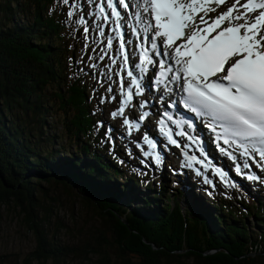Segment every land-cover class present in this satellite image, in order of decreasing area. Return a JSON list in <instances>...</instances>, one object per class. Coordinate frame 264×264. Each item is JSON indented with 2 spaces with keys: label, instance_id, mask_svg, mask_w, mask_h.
<instances>
[{
  "label": "trees",
  "instance_id": "trees-1",
  "mask_svg": "<svg viewBox=\"0 0 264 264\" xmlns=\"http://www.w3.org/2000/svg\"><path fill=\"white\" fill-rule=\"evenodd\" d=\"M65 27L60 0H0V209L23 216L36 238L35 250L17 264H61L68 253L44 236L37 199L47 190L41 183L60 178L102 222L97 244L69 249L76 257L100 264H264V200L219 195L204 211L190 203L185 209L186 196L178 190L171 198L166 179L143 196L142 207L122 200L138 188L137 169L119 167L124 154L117 149L109 157L99 144L85 82L68 71L73 47L64 41ZM136 182L155 192L140 177Z\"/></svg>",
  "mask_w": 264,
  "mask_h": 264
},
{
  "label": "snow or ice",
  "instance_id": "snow-or-ice-1",
  "mask_svg": "<svg viewBox=\"0 0 264 264\" xmlns=\"http://www.w3.org/2000/svg\"><path fill=\"white\" fill-rule=\"evenodd\" d=\"M68 8L69 21L83 27L86 41L96 40L99 53L97 67L107 59L103 76L108 97L118 107L109 115L121 122L127 134L139 132L149 111L137 115L134 106L148 107L145 88L153 84L160 95L157 105L168 110L161 113L157 125L169 145L181 148L174 138L188 141L181 149L183 166L210 168L199 137L183 130L195 127L192 120L173 118L171 109L182 107L200 117L215 134V141L228 147L219 150L234 163L236 172L253 166L264 171V0H60ZM87 9V10H86ZM91 18V23L89 22ZM95 36L90 37V33ZM134 38V39H133ZM87 47V45H86ZM96 52V48L93 49ZM151 73V75H149ZM115 77V79H113ZM99 78V76H98ZM113 85H116L114 90ZM143 96L141 101L137 97ZM179 101V104H178ZM135 102V105H134ZM104 127L103 121L98 125ZM112 131L105 128V134ZM138 139L148 145L156 165L162 163L157 142L146 133ZM200 156L190 155V150ZM221 180L228 176L221 168L212 169ZM247 179L264 183L260 176ZM205 182H208L205 177ZM230 186H235L231 184Z\"/></svg>",
  "mask_w": 264,
  "mask_h": 264
},
{
  "label": "rangeland",
  "instance_id": "rangeland-1",
  "mask_svg": "<svg viewBox=\"0 0 264 264\" xmlns=\"http://www.w3.org/2000/svg\"><path fill=\"white\" fill-rule=\"evenodd\" d=\"M60 7L61 12L63 13V21L66 26L64 28L66 30L64 32V41L69 45H75L77 47L79 53L74 57V64L77 65L81 71L83 70V72L87 73L92 79V82H89V86L92 87L94 93H97L96 102L97 104H100L99 113L101 116V121L104 123L103 129L105 130V128L108 126V123L113 121L108 117V113L113 108V106H111L109 101L105 105L101 104V95L105 97L106 95H109V93L105 91V88L108 85L106 83L100 82V78L103 73L102 70H100V67H104L108 61L106 59L103 61V63L99 64L95 68L89 67L90 65L95 64L97 61V54L99 52H93L92 48V46H97V42L96 40H91V42L86 41L85 36L83 35V27L75 23V20L80 15V13H77L76 16L72 18V21H69L67 17L68 8L63 6L61 3ZM89 22L91 23V18H89ZM76 30H81V44H79V41L72 33V31L74 32ZM92 36H95L94 32L90 33V37ZM68 66L70 71H72V65L69 64ZM55 105L57 114H60L61 110L59 109L58 103ZM122 127L124 126L122 125ZM57 128H60V123H58ZM122 129L120 132L111 131L108 135L105 134V140H103L105 147L106 143H109V141H106L107 139L115 142V144H118V147L124 146L129 150L130 154L136 159V161L140 163L139 167L141 170L152 172V176L150 173L151 183L154 182L156 184L155 192L152 187L151 189H147L145 188L146 186L141 185L138 186L134 194H130L128 191L125 192L122 200L130 202L129 204H132L133 206L135 205L142 207L144 201L143 196L155 194L157 188H159L158 179L160 177L167 179L168 177L167 180L170 185L177 182L186 188L187 192L185 194H187V199L182 201V205L185 209L188 205L187 202L190 203L192 200L201 211L208 209V196L205 194L206 187L199 179L192 177L191 180H184L183 174L178 176L180 171L176 166V161L171 157L166 159L167 161L171 162L170 169L166 168L164 163L166 160L164 161V159H162V163L160 165H156L155 162L153 164L147 163V165H145V163H141L140 157L138 155L139 153H137L139 150L135 148V141L124 138ZM53 130L55 132V129ZM119 134L120 137H118ZM55 149L57 150V147H55ZM152 169L154 170V173L151 171ZM70 170L72 171V174L75 175H79L81 172L76 168H71ZM164 171H166L168 175L165 174ZM32 173L33 172L27 173L28 179L35 177ZM60 179L61 183L57 181H51L53 184H47L45 182L41 183L43 187L47 188V190H43L39 192V195H37L38 204H40V218L46 222L42 223L43 226H41V230L44 231V236L48 240H55L57 247H62L68 251V253L66 254L65 252V256L61 258V264H100L97 257L90 256V260H84L79 256L76 257L75 255L71 254L72 251L69 252V249L75 250L76 248L82 247L89 242L91 244H97V241H95L93 238L96 237L102 230V222L98 219V216L93 210L86 209V206L82 202L83 196L79 193L77 195V191H72L68 188V186L66 187V185H62V181L64 180L63 178ZM262 179H264V176H262ZM88 181L92 182L93 180L89 179ZM188 183H190L189 186L186 185ZM243 183L248 186V183ZM107 187L111 186L107 184ZM169 188L172 187L170 186ZM237 188H239V186L230 188V186L225 185L223 190L228 191L227 194H231L232 196L236 197L238 196V192L236 191ZM246 191L252 195L251 197L264 200V183L253 184L250 182L249 187L246 188ZM169 192L172 193V190H169ZM171 193L170 196L172 198L173 195ZM45 218H47V220ZM247 222L249 223L252 233L258 232V228H256L253 219L249 218ZM99 242L102 243L103 240H99ZM35 248V235L34 233L28 231L27 226L23 222V216L19 215L16 211L11 210V208L2 207L0 209V264H17L20 261L22 262L26 256L28 257L29 254L35 250ZM112 252L116 253L114 250H112ZM108 257L115 259L113 253L110 252ZM47 264L52 263L48 262Z\"/></svg>",
  "mask_w": 264,
  "mask_h": 264
},
{
  "label": "bare ground",
  "instance_id": "bare-ground-1",
  "mask_svg": "<svg viewBox=\"0 0 264 264\" xmlns=\"http://www.w3.org/2000/svg\"><path fill=\"white\" fill-rule=\"evenodd\" d=\"M149 107V106H148ZM148 129V127L147 126H142V130L144 131V130H147ZM175 154H176V152H175ZM263 174H264V172H263ZM246 183V182H245ZM257 184V183H256Z\"/></svg>",
  "mask_w": 264,
  "mask_h": 264
}]
</instances>
